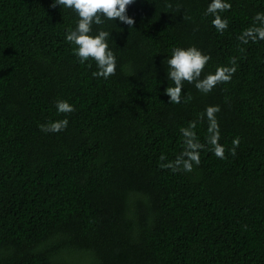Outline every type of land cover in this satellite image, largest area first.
<instances>
[{"label":"trees","instance_id":"obj_1","mask_svg":"<svg viewBox=\"0 0 264 264\" xmlns=\"http://www.w3.org/2000/svg\"><path fill=\"white\" fill-rule=\"evenodd\" d=\"M229 2L221 35L210 0H136L133 27L102 26L116 56L105 80L65 40L74 12L0 0V264H264V41L237 40L264 0ZM193 45L211 56L204 74L230 57L237 71L207 95L185 82L170 104L166 59ZM57 100L75 111L58 114ZM209 105L227 158L202 150L191 173L161 168L189 121L206 144ZM64 118L65 131L39 128Z\"/></svg>","mask_w":264,"mask_h":264},{"label":"clouds","instance_id":"obj_2","mask_svg":"<svg viewBox=\"0 0 264 264\" xmlns=\"http://www.w3.org/2000/svg\"><path fill=\"white\" fill-rule=\"evenodd\" d=\"M136 0H52L51 8L70 9L77 16L75 28H69L65 33V40L74 45L73 55L80 64L89 60L96 62L97 71L94 77L107 80L116 74V56L109 48L108 39L111 33L102 27L106 21H119L126 24L129 28L133 27L135 20L128 16L127 9ZM171 7V5H168ZM232 9L229 0H210L205 9V16H212L211 25L217 33L223 34L229 27V22L222 17L221 13ZM185 19L190 17L185 16ZM253 23L242 30L237 40L240 44L247 45L264 41V12H257L252 17ZM97 26L96 33L93 34V26ZM243 51V49H241ZM211 60V56L204 54L196 46L187 48L175 46L171 49V55L166 62L168 71L166 77L173 82L174 86L165 88V94L170 98L168 103L180 104L185 82L194 85L200 93L207 95L220 84L231 82L233 75L237 71V58L230 57L228 65H219L214 72L204 74V69ZM91 66V65H89ZM192 96L188 94L184 102H188ZM55 107L58 114L67 117L75 111V108L66 100H57ZM219 105H209L199 114V120L205 118L208 122L206 144L201 143L196 134L197 121H189L187 127H180L179 132L182 138V151L176 156L175 160L161 163L163 169H171L173 173H191L194 167L201 163V151H211L215 157L224 160L225 147L220 143V124L216 114L220 112ZM67 118L62 120L50 121L47 124L39 125L42 132L60 133L68 127ZM207 145V148H206ZM240 146V138L234 137L232 147L228 150L232 156L236 155V150ZM161 162L167 160L164 154L159 157Z\"/></svg>","mask_w":264,"mask_h":264}]
</instances>
